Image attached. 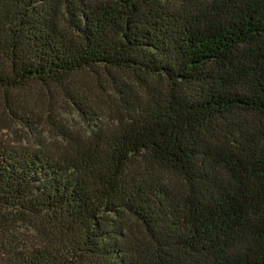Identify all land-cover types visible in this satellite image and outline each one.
I'll use <instances>...</instances> for the list:
<instances>
[{"label": "trees", "instance_id": "1", "mask_svg": "<svg viewBox=\"0 0 264 264\" xmlns=\"http://www.w3.org/2000/svg\"><path fill=\"white\" fill-rule=\"evenodd\" d=\"M32 86L87 128L0 137V264H264V0H0L30 134Z\"/></svg>", "mask_w": 264, "mask_h": 264}, {"label": "rangeland", "instance_id": "2", "mask_svg": "<svg viewBox=\"0 0 264 264\" xmlns=\"http://www.w3.org/2000/svg\"><path fill=\"white\" fill-rule=\"evenodd\" d=\"M97 78L98 75H95L92 79H90V77L83 76V82H85L82 83V85L87 83L89 90L99 86V83L101 86H103V88H107L105 80L103 79L101 82L97 83ZM32 88L34 89L31 93H26L27 102L32 105L33 108H37V111L42 116V122L38 126L36 133L30 134L23 124L17 122L16 120H11L8 112L3 107L4 103L0 100V137L2 140L26 142L30 143L31 145H36L40 141H45L47 147H49L51 150H55L56 148H59L61 143L60 134L62 130H67L69 134L74 135L84 132L87 126H83V120L74 113L71 105L67 104L64 96L57 90H51V96H53L51 101L54 100V115L56 121L55 125L51 126V119H44V115L47 113V104L42 103V100H45L42 89H36L34 86H32ZM77 91L79 90L77 89ZM79 92L81 93L80 96L84 98L82 91ZM34 95H37L38 99H36ZM107 101H109L108 97ZM94 104H97V102ZM101 118L102 120L98 122H101V124L107 123L106 121L104 122L103 117Z\"/></svg>", "mask_w": 264, "mask_h": 264}]
</instances>
